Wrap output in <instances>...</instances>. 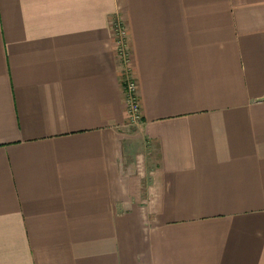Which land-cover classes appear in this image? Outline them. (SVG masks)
Returning <instances> with one entry per match:
<instances>
[{"label":"crops","instance_id":"0c3cea01","mask_svg":"<svg viewBox=\"0 0 264 264\" xmlns=\"http://www.w3.org/2000/svg\"><path fill=\"white\" fill-rule=\"evenodd\" d=\"M0 264H264V0H0Z\"/></svg>","mask_w":264,"mask_h":264},{"label":"built area","instance_id":"2783aa9c","mask_svg":"<svg viewBox=\"0 0 264 264\" xmlns=\"http://www.w3.org/2000/svg\"><path fill=\"white\" fill-rule=\"evenodd\" d=\"M119 20L113 23V36L115 42V51L125 65V71L122 77V89L124 92L126 112L131 121H137L140 118V108L137 96V85L131 78L128 65V51L126 44V33Z\"/></svg>","mask_w":264,"mask_h":264}]
</instances>
